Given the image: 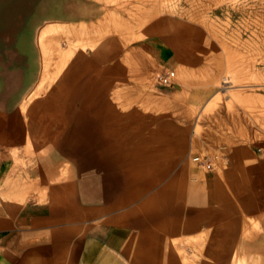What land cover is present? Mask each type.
Listing matches in <instances>:
<instances>
[{"label":"crops","instance_id":"crops-1","mask_svg":"<svg viewBox=\"0 0 264 264\" xmlns=\"http://www.w3.org/2000/svg\"><path fill=\"white\" fill-rule=\"evenodd\" d=\"M155 20L154 0H0V264H249L264 253V151H224L207 169L173 166L170 132L154 148L151 71L179 63ZM55 28L84 47L46 60L41 38ZM125 110L147 111L134 140L148 143L126 181L124 151L109 150L125 124L140 126Z\"/></svg>","mask_w":264,"mask_h":264},{"label":"rangeland","instance_id":"rangeland-1","mask_svg":"<svg viewBox=\"0 0 264 264\" xmlns=\"http://www.w3.org/2000/svg\"><path fill=\"white\" fill-rule=\"evenodd\" d=\"M154 3L156 33L171 44L173 56L179 62L174 69L156 63L151 71L149 83L154 93L147 92L144 102L155 104L154 148L163 150V135L170 132V148L177 153L182 151L181 157L171 159L173 166L184 159L189 165H199L192 160L196 153L208 154L217 165L219 161L222 163L220 155L224 151L263 152L264 0H154ZM143 9L140 7V13ZM42 37L46 60L59 54L63 61L74 47H84L78 44L79 39L72 43V35L66 29L55 28L44 32ZM69 42L73 45L71 49H67ZM62 61L55 69L60 68ZM162 71L168 72L171 84L158 82L157 76ZM132 98H136L135 94L125 91L124 100ZM124 112L125 119L135 118L137 123L147 111ZM139 123V127L125 124L122 135H118L120 141L109 142V150L114 152L118 146L124 151L121 175L124 181L130 179L128 167L147 160L137 157L148 149L147 140L142 137L134 140L147 130L144 121ZM112 128L121 131V127ZM155 161L157 166H163L162 157H156ZM160 170L155 174L156 181L164 177L158 173ZM121 176L108 173L106 182L116 185ZM140 176L141 181L147 178ZM231 264L245 261L236 255ZM249 264H264V253L252 254Z\"/></svg>","mask_w":264,"mask_h":264},{"label":"built area","instance_id":"built-area-1","mask_svg":"<svg viewBox=\"0 0 264 264\" xmlns=\"http://www.w3.org/2000/svg\"><path fill=\"white\" fill-rule=\"evenodd\" d=\"M157 80L160 84L163 85H169L172 82L168 72L166 71H162L161 73H159L157 76ZM192 160L207 169H211L213 166L212 159L207 154L196 153L192 156Z\"/></svg>","mask_w":264,"mask_h":264},{"label":"bare ground","instance_id":"bare-ground-1","mask_svg":"<svg viewBox=\"0 0 264 264\" xmlns=\"http://www.w3.org/2000/svg\"><path fill=\"white\" fill-rule=\"evenodd\" d=\"M98 15V14H97ZM117 23V22H116ZM96 29V28H95ZM115 29V28H114ZM88 31V30H87ZM97 32V31H96ZM91 33V32H90ZM93 34V33H92ZM76 39V38H75ZM83 46V45H82ZM68 47V46H67ZM64 50V49H63ZM60 56V55H59ZM72 58V57H71ZM260 231V230H259ZM254 237V236H253ZM235 262V261H234Z\"/></svg>","mask_w":264,"mask_h":264}]
</instances>
